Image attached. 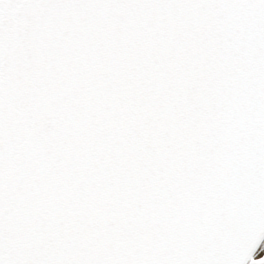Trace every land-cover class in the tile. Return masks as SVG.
Wrapping results in <instances>:
<instances>
[{
	"label": "snow or ice",
	"instance_id": "obj_1",
	"mask_svg": "<svg viewBox=\"0 0 264 264\" xmlns=\"http://www.w3.org/2000/svg\"><path fill=\"white\" fill-rule=\"evenodd\" d=\"M0 264H264V0H0Z\"/></svg>",
	"mask_w": 264,
	"mask_h": 264
}]
</instances>
